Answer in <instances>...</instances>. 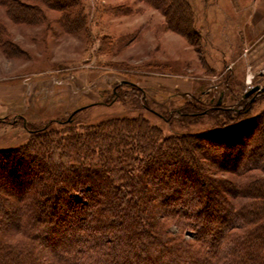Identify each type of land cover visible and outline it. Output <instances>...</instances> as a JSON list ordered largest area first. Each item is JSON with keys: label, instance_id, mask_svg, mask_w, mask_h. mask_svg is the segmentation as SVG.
Returning <instances> with one entry per match:
<instances>
[{"label": "trees", "instance_id": "obj_1", "mask_svg": "<svg viewBox=\"0 0 264 264\" xmlns=\"http://www.w3.org/2000/svg\"><path fill=\"white\" fill-rule=\"evenodd\" d=\"M141 1L160 11L169 29L194 40L188 0ZM0 6L19 24L50 23L47 9H54L64 32L88 26L84 0H0ZM8 32L0 19V49L8 56L26 55ZM235 113L215 119L219 130L211 125L213 131L170 137L138 117L64 134L32 129L23 117L34 137L4 153L27 170L22 164L19 174L8 178L4 162L9 158H0V225L12 223L0 234V264H116L119 259L126 264H264V176L249 177L230 190L234 198H244L231 202L205 162L249 170L242 159L233 168L227 165L236 161L239 148L223 135L245 122L239 114L247 111ZM262 121L257 124L263 126ZM257 134L258 139L250 134L239 155L253 149L255 140L263 141L264 133ZM253 165L264 170L262 163ZM6 192L18 193L14 214L1 209ZM190 232L193 236L186 238ZM40 237L41 246L61 250L58 255L53 250L57 257L39 250Z\"/></svg>", "mask_w": 264, "mask_h": 264}, {"label": "rangeland", "instance_id": "obj_2", "mask_svg": "<svg viewBox=\"0 0 264 264\" xmlns=\"http://www.w3.org/2000/svg\"><path fill=\"white\" fill-rule=\"evenodd\" d=\"M250 1L188 0L197 33L192 42L169 29L164 15L141 0H84L88 26L76 33L64 32L57 10L47 9L50 23L31 25L13 22L0 6V19L11 39L27 52L13 57L0 49V86L5 87L4 96H10L0 103L5 106L0 107V158H9L4 162L8 178L16 177L24 163L4 152L28 143L33 136L24 118L32 129L47 127L64 134L68 130L83 133L88 126L110 119L138 117L170 137L219 130L215 119L223 121L227 114L235 117L239 110L247 111L239 114L245 122L231 127L223 140L240 149L250 134L258 139L257 132L264 133V55L257 49L264 38L258 41L245 32ZM102 42L103 52L99 49ZM255 85L261 89L245 98ZM219 100L222 105L217 104ZM213 107L224 111L218 114ZM71 118V123H61ZM258 119L263 126L257 124ZM262 142L255 140L254 148L242 156L239 149L235 151L236 161L227 165L233 168L242 159L249 170L241 166L240 174L205 161L231 202L244 198H234L230 190L235 192L249 177L264 176V170L253 165L264 164ZM22 170H27L25 164ZM110 174L119 179L116 173ZM34 192L30 188L29 194ZM9 195L6 192V202H1L7 215L18 212V193ZM10 224L0 225V234ZM184 236L191 238L193 233ZM42 241L40 237L37 243ZM40 246L46 255L61 252ZM116 264L126 263L119 259Z\"/></svg>", "mask_w": 264, "mask_h": 264}, {"label": "crops", "instance_id": "obj_3", "mask_svg": "<svg viewBox=\"0 0 264 264\" xmlns=\"http://www.w3.org/2000/svg\"><path fill=\"white\" fill-rule=\"evenodd\" d=\"M247 13L244 16V28L248 35H252V38L258 37V41L264 38V0H251L250 4L246 6ZM246 34V35H247ZM256 40V39H255ZM264 40V39H263ZM264 42H260L258 45V54L260 52L264 55ZM5 87L0 86V103L3 102L4 97L10 98V96H4ZM2 93V94H1ZM5 101V100H4ZM0 107H5L1 106ZM3 112V111H1ZM6 111H4L5 113Z\"/></svg>", "mask_w": 264, "mask_h": 264}, {"label": "water", "instance_id": "obj_4", "mask_svg": "<svg viewBox=\"0 0 264 264\" xmlns=\"http://www.w3.org/2000/svg\"><path fill=\"white\" fill-rule=\"evenodd\" d=\"M261 87L260 85H255L253 86L250 90H248L246 93H245V96H248L249 94L253 93V92H256L258 90H260ZM219 103L221 102V100L218 101Z\"/></svg>", "mask_w": 264, "mask_h": 264}]
</instances>
